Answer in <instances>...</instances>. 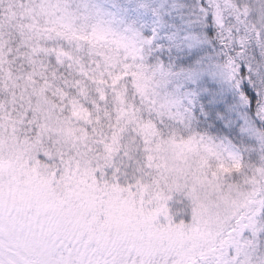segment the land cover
<instances>
[{"label": "snow or ice", "instance_id": "snow-or-ice-1", "mask_svg": "<svg viewBox=\"0 0 264 264\" xmlns=\"http://www.w3.org/2000/svg\"><path fill=\"white\" fill-rule=\"evenodd\" d=\"M0 264H264V0H0Z\"/></svg>", "mask_w": 264, "mask_h": 264}]
</instances>
